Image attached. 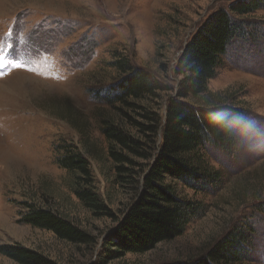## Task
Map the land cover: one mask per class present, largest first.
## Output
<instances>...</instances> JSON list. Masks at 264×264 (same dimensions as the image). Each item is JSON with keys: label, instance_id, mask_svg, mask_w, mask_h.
<instances>
[{"label": "rangeland", "instance_id": "1", "mask_svg": "<svg viewBox=\"0 0 264 264\" xmlns=\"http://www.w3.org/2000/svg\"><path fill=\"white\" fill-rule=\"evenodd\" d=\"M231 1L0 0V43L11 45L0 67V244L36 249L57 264H162L198 259L246 222L254 229L251 250L232 264H264V6L244 17L248 34L230 43L207 82L214 102L245 113L232 127L233 152L207 150L221 181L202 189L178 185L200 205L181 235L145 253L112 258L104 241L115 218L87 210L56 162L58 144L76 147L99 194L120 216L130 193L111 182L101 131L102 119H121L120 105L103 100L119 76L111 61L128 56L175 96L177 56L200 23ZM23 201L67 215L91 240L69 242L22 222ZM0 264L19 263L0 254Z\"/></svg>", "mask_w": 264, "mask_h": 264}, {"label": "trees", "instance_id": "2", "mask_svg": "<svg viewBox=\"0 0 264 264\" xmlns=\"http://www.w3.org/2000/svg\"><path fill=\"white\" fill-rule=\"evenodd\" d=\"M263 6L264 0H233L200 23L177 56L174 72L180 77L175 96L168 93L166 81L135 66L128 56L116 55L111 61L119 76L103 100L111 106L120 105L121 119H102L101 131L113 170L111 182L127 187L130 193L120 216L114 215L99 194L91 166L82 153L63 142L56 146V162L70 174L68 186L79 202L95 216L115 218L104 241L112 258L145 253L183 233L200 205L181 194L178 185L202 189L221 181L222 173L207 162V150L234 151L231 118H243L245 111L237 105L214 102L207 82L216 75L230 43L248 34L247 27H242L247 23L244 17ZM219 115L227 119L218 121ZM22 204V222L69 242L91 240L67 215L33 201ZM253 234L251 225L240 223L206 255L162 264L241 263L251 250ZM0 254L19 264H57L38 250L18 244H0Z\"/></svg>", "mask_w": 264, "mask_h": 264}, {"label": "snow or ice", "instance_id": "3", "mask_svg": "<svg viewBox=\"0 0 264 264\" xmlns=\"http://www.w3.org/2000/svg\"><path fill=\"white\" fill-rule=\"evenodd\" d=\"M10 48H11L10 44L5 46L3 43H0V67L8 63L6 57ZM16 66L19 67V65Z\"/></svg>", "mask_w": 264, "mask_h": 264}, {"label": "clouds", "instance_id": "4", "mask_svg": "<svg viewBox=\"0 0 264 264\" xmlns=\"http://www.w3.org/2000/svg\"><path fill=\"white\" fill-rule=\"evenodd\" d=\"M216 119L218 121H224L227 118L225 116H223V115H219V116L216 117ZM231 120H232V123H234V124H241L242 123V118L241 117H232Z\"/></svg>", "mask_w": 264, "mask_h": 264}]
</instances>
